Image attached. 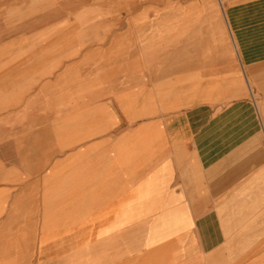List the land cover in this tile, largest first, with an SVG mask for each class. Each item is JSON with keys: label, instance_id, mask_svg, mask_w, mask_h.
I'll return each instance as SVG.
<instances>
[{"label": "crops", "instance_id": "obj_1", "mask_svg": "<svg viewBox=\"0 0 264 264\" xmlns=\"http://www.w3.org/2000/svg\"><path fill=\"white\" fill-rule=\"evenodd\" d=\"M139 1L0 0L17 7L11 36L24 42L0 61V91L71 87L50 94L65 102L58 120L49 105L43 128L34 112L40 126L0 142V264H264V0H221L226 32L209 37L228 45L213 54L231 70L235 54L242 78L225 79L219 106L196 93L195 77L153 76L171 68L142 58L152 47L135 24ZM110 6L124 11L112 45L77 46L105 31L74 28L72 17ZM36 69L49 71L44 81L29 76ZM138 86L192 88L154 96Z\"/></svg>", "mask_w": 264, "mask_h": 264}, {"label": "rangeland", "instance_id": "obj_2", "mask_svg": "<svg viewBox=\"0 0 264 264\" xmlns=\"http://www.w3.org/2000/svg\"><path fill=\"white\" fill-rule=\"evenodd\" d=\"M49 1L50 0H39L40 4H49ZM56 1L59 2L60 0ZM13 2L12 3L15 4L17 0H13ZM65 9L66 8L64 6L59 7V17L62 18V20L71 18L70 16L68 18ZM109 9H113V7H106L105 13H99V16H97V12L93 11L95 16H86V19H83V21H77L76 19L78 16L76 17V15L72 17L73 22H69L70 24L73 23L72 25L74 28H76L77 26L79 30L94 28L105 31L96 33L97 35L101 34L99 38H81V40L79 41L80 43L77 46L100 47L112 45L114 39L107 36H111L114 29L120 28V22H113V19L118 16V13H123L124 11H122L123 9L120 11ZM222 9L223 8L220 6V0H201L200 4L197 3L196 5H193L192 0H145L139 1L135 8V13L137 15L135 24L137 28L144 26L146 27V32H143L145 34H141L142 41L147 40V46L152 47L147 48L146 50L143 49L144 52L142 53L144 55L142 56V58H145L144 61L146 62H148L149 60L159 62L158 65H161V61L167 62V65H169V68H171L165 70L154 69L153 76H168L169 78L195 77L199 79L200 82V84L195 87L196 93L200 94L201 99L205 101H207L206 98L208 95H215L217 106L224 103V101L222 100L224 99L223 95L226 92V87L224 86L225 79L228 77H232L233 79L242 78V71L239 68V64L237 62L235 54L233 55L234 57L232 64H230L233 70H231V68H225L224 60L220 59L221 57H223V55L219 54L218 52L217 54H213V51L215 50L212 49L213 46L228 45L224 38L215 39L212 37L210 39L209 37V29L213 31L212 35H222L226 32V28L222 18ZM4 10L5 8H2L0 6V24L1 21L5 18V16L3 15H6L8 13L7 25L10 34L8 41L9 48L7 54H0V61L3 59H5L6 61V59H12L18 56L16 54L17 48L24 46V42L18 44L16 42L17 37L11 36L17 33V7L15 5H10L9 12H6L7 9L6 11ZM127 11L126 13H129V10ZM3 12H5V14ZM209 15H216L217 17L221 18V21L211 22L208 20ZM214 25L216 26L215 28ZM223 26L225 29L223 28ZM21 27H23V25H21ZM103 34L106 35L105 38H103ZM137 41H141V39L138 38ZM228 43H230L231 47L233 46L229 38ZM25 45L28 44L25 43ZM59 45L60 44L57 43V46ZM32 56L33 55H31V57ZM149 57H151L152 59H150ZM193 61L199 63L200 70L189 69L192 66ZM215 65L216 68H214ZM185 66H188V69H182ZM48 72V70L36 69L34 73L33 71H31L30 73H32V75L29 74V76L35 78L37 82L40 78V81L42 82L47 77L46 74H48ZM233 81V83L237 82L236 80ZM229 87L230 89L233 88L234 91L237 89L236 86ZM8 88V94H3L0 91V142H7L17 139L18 136H21V134L16 135L15 133H17V131L21 127L28 128L40 126L38 124L39 120L32 117V115H34V112L37 114L41 113L40 115L42 117L40 118V124L43 128L44 125L48 122L47 116L49 105H52V112L53 114H55L56 112V115L54 117H56V120H58L60 111L64 109L63 104L65 102L59 101V97H55L56 101H50L49 99L54 98L51 95L65 93L66 90H70L71 87H67L65 85H19L9 86ZM114 88L118 91L128 87ZM133 88H136L137 90L145 88L149 90L151 89L152 93L155 96V94L161 93V91H163L162 89L168 90L167 92L169 93H182L185 91V89L187 90L192 87L138 86ZM137 92H141V90ZM29 129L32 130V128ZM12 132L14 134H12Z\"/></svg>", "mask_w": 264, "mask_h": 264}, {"label": "bare ground", "instance_id": "obj_3", "mask_svg": "<svg viewBox=\"0 0 264 264\" xmlns=\"http://www.w3.org/2000/svg\"><path fill=\"white\" fill-rule=\"evenodd\" d=\"M220 1H221V0H220ZM220 6L223 8L222 1H221V3H220ZM223 9H224V8H223ZM227 28H228V27H227ZM234 40H235V39H234ZM234 40H233V41H234ZM234 44H235V43H234Z\"/></svg>", "mask_w": 264, "mask_h": 264}]
</instances>
